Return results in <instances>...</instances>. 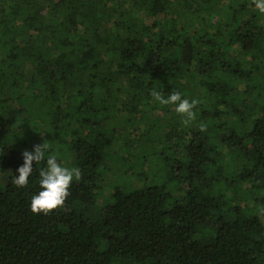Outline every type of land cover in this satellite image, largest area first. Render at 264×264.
Segmentation results:
<instances>
[{
    "label": "trees",
    "instance_id": "obj_1",
    "mask_svg": "<svg viewBox=\"0 0 264 264\" xmlns=\"http://www.w3.org/2000/svg\"><path fill=\"white\" fill-rule=\"evenodd\" d=\"M43 143L81 170L48 215L11 182ZM0 264H264L253 0H0Z\"/></svg>",
    "mask_w": 264,
    "mask_h": 264
},
{
    "label": "clouds",
    "instance_id": "obj_2",
    "mask_svg": "<svg viewBox=\"0 0 264 264\" xmlns=\"http://www.w3.org/2000/svg\"><path fill=\"white\" fill-rule=\"evenodd\" d=\"M253 4L258 14L264 15V0H253ZM155 98L162 105L174 106L175 112L184 117L185 124L195 115L193 110L197 101L183 97L180 92H173L167 97L156 93ZM22 159L23 163L16 169L11 182L18 188L28 187L30 177L34 173L33 163L35 162V171L39 176V191L31 196L30 210L36 214L48 215L62 208L70 195V188L74 181L81 178L80 168L63 166L45 143L34 146L32 151L25 150L22 153ZM41 162L44 164L42 168L38 167Z\"/></svg>",
    "mask_w": 264,
    "mask_h": 264
},
{
    "label": "rangeland",
    "instance_id": "obj_3",
    "mask_svg": "<svg viewBox=\"0 0 264 264\" xmlns=\"http://www.w3.org/2000/svg\"><path fill=\"white\" fill-rule=\"evenodd\" d=\"M180 91H183L182 89L180 90ZM183 92H186V91H183ZM190 92L191 93H193L194 92V90L193 89H190ZM187 93V92H186ZM120 150V152H121V149H119ZM119 150H117V152L114 154L115 155V160H114V162L117 160V158L119 157V155L121 154L120 152H119ZM61 161H63V163H66V161H64V160H61ZM71 162V161H70ZM69 162V163H70ZM118 174V172H117V170H116V168L114 169V171L110 174H108V176H107V179H106V181L108 182V186L109 187H113V185L114 184H116L118 181H119V174ZM118 176V177H117ZM103 198H104V200L106 201V199H108V196L106 195V193H104L103 194ZM106 202H109V201H106ZM93 211L92 210H90V215H91V213H92Z\"/></svg>",
    "mask_w": 264,
    "mask_h": 264
}]
</instances>
